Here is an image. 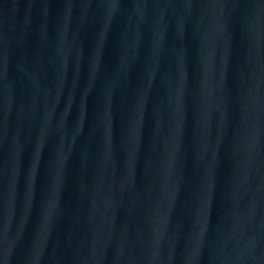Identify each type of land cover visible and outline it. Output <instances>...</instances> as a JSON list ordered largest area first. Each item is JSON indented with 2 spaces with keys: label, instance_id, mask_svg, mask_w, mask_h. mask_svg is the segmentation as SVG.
Segmentation results:
<instances>
[{
  "label": "water",
  "instance_id": "1",
  "mask_svg": "<svg viewBox=\"0 0 264 264\" xmlns=\"http://www.w3.org/2000/svg\"><path fill=\"white\" fill-rule=\"evenodd\" d=\"M0 264H264V0H0Z\"/></svg>",
  "mask_w": 264,
  "mask_h": 264
}]
</instances>
